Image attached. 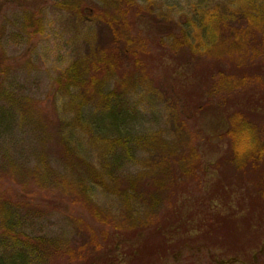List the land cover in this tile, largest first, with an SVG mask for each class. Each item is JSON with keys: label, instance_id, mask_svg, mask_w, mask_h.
Returning a JSON list of instances; mask_svg holds the SVG:
<instances>
[{"label": "rangeland", "instance_id": "1", "mask_svg": "<svg viewBox=\"0 0 264 264\" xmlns=\"http://www.w3.org/2000/svg\"><path fill=\"white\" fill-rule=\"evenodd\" d=\"M138 1L157 14L174 16L192 43L200 47L197 57L207 65L215 56L228 54L231 33L221 27V21L251 29L264 24V0ZM114 2L0 0V60L6 67L5 71L0 69V90L5 86L15 96L12 101L0 96V108L11 115L9 125L7 121L0 125V236L4 220L10 219L18 229L49 236L59 243L56 248L63 250L29 264H86L90 259H81L92 253L91 264H219L217 261L231 262L234 257L241 263L256 264L254 254L264 253V204L253 206L256 203L251 202L249 206L247 195L240 202L243 208L228 205L233 188L247 194L245 183L249 184L251 170L232 165L227 157L223 133L229 126L230 112L219 96L227 91L240 94L231 99L230 110L240 104L251 106L254 114L248 121L263 142L264 100L258 102L261 95L254 91H242L246 86L233 90L227 86L209 94L208 105L197 110L192 105L201 98L196 94L201 86L197 88L194 79L197 76L199 83L203 67L198 72L195 67L185 68L178 74L166 66L145 68L135 74L134 85L124 90L132 115L130 130L145 141L137 147L132 163L122 170L119 181L124 176L141 177V194L147 197L127 210L120 199L92 185L88 201L107 214L112 221L109 224L95 222L82 201L72 203L82 193L80 179L89 182L80 161L99 167L104 146L81 124L74 128L66 125L73 112L68 107L66 114L63 112L66 103L55 98L54 83L75 60H92L109 47L113 37L109 28L93 18L89 7L112 11ZM250 46L248 42L242 52L248 49L246 53L251 54ZM260 58L258 54L257 60ZM242 63L254 68L252 63ZM64 136L71 138L74 156L65 155ZM191 149L195 157L179 163L198 160L207 171L199 172L192 183L186 177L165 178L164 171L179 164L177 157ZM219 161L223 166L215 167ZM158 178L166 183L162 195L154 192V179ZM260 199L264 201V197ZM217 210L223 215L215 214ZM113 226L119 231L113 232ZM104 232H109L107 238L102 237Z\"/></svg>", "mask_w": 264, "mask_h": 264}, {"label": "trees", "instance_id": "2", "mask_svg": "<svg viewBox=\"0 0 264 264\" xmlns=\"http://www.w3.org/2000/svg\"><path fill=\"white\" fill-rule=\"evenodd\" d=\"M120 1L123 4H120ZM113 4L112 11L103 10L96 5L89 7L92 10L93 18H98L109 28L113 36L109 47L104 53L92 60H75L59 74L54 83L55 98H62L66 103V109L63 112L66 114L67 107L73 112V118L69 119L66 125L74 128L75 125L81 124L103 143L104 151L100 155L102 160L99 167L92 165L85 159L80 161L83 163L81 166L85 165L89 182L80 179L81 195L84 194V196L79 194L72 200L73 204L74 201H82L83 205L88 207L91 218L102 224H109L112 221L98 205L88 201L91 199L88 190H91L92 185L93 187L97 185L120 199L127 210H132L133 205L147 197L145 193L144 196L141 194V189L144 187L141 177L124 176V179L119 181L123 174L122 170L130 162L132 163L137 147L145 141L144 137L134 135L130 130L133 128L131 126L133 122L129 107L130 102L124 92L130 85H134L133 80L137 72L147 70L145 68L159 67L161 69L166 66L178 74L180 70L185 68L192 69L195 67V71L198 72L203 67L204 71L199 76V83L197 76L194 79L196 80L195 86L197 88L201 86V92H195L197 96L201 95V98L194 101L192 105L197 110L208 105L209 94L215 95L216 91L225 89L227 86L231 90L237 86H241V88L246 86L248 88L241 90L248 94L254 91L253 94L261 95L258 102L264 100V89L262 88L264 85V24L254 25L255 27L251 29L250 26L248 28L238 25L230 26L221 21V27L231 33L226 52L228 54L215 56L212 59L214 61L207 65L208 63H201L197 57L196 49L200 50V47L192 43L188 31L177 24L174 16L168 13L157 14L138 0H115ZM33 21V24L37 26L38 18L33 19ZM249 24L252 26V22ZM248 42L251 44L249 47L252 49L251 54L246 53L248 49L242 52ZM219 47L221 49L223 45L220 44ZM209 53L211 50H208ZM235 54L237 55L235 56ZM258 54L261 60H257ZM1 57L2 54H0ZM234 57H236L235 61ZM242 61L252 63L250 66L254 68L245 66ZM4 64L0 60L1 71H5ZM147 72L150 73L151 71L148 70ZM183 82L182 89L185 88L186 84L185 81ZM2 85L3 81H0V86ZM190 90L192 92V87ZM191 92L188 93L191 94ZM207 92H209L208 95ZM12 93L10 89L3 86L0 90V96H3L1 100L12 101L15 97ZM237 95L240 94L227 91L219 96L223 102V107H226L225 109L230 112L229 126L223 133L228 143L227 157L231 160L232 165L238 168L248 166L251 170L248 179L249 184L245 183L247 194L245 192L243 196L242 191L239 189L236 192L235 188H233L232 193H229L227 202L230 200L228 205L233 209L243 208L240 202L245 200L247 195L249 206H251V202L256 203L253 206L264 204V201H260V198L264 197V142L259 138L256 127L252 128V124H249L250 121L248 120L254 114L251 111V106L247 108V106L240 104L235 110H230L232 107L230 105L231 99ZM204 97H206L205 100H203ZM10 118L9 111L0 108V125L6 121L9 125ZM65 121L66 118L62 123L65 124ZM64 139L66 141H63L62 144L65 145V155L67 157L74 156L75 151L71 148L72 142L69 141L71 138L64 136ZM194 152L195 150L191 149L188 151L189 154L178 156L175 161L179 163L190 156L192 159L195 157ZM221 166H223L221 161L215 164V167ZM205 171H207L206 168H203L202 164L196 160L192 163L176 164L174 168L170 166V169L164 171V177H171L170 180L172 181L174 176L176 178L177 176L179 178L186 177L192 183L196 182L199 172L201 174ZM154 182H156L155 194L165 190L162 188L166 183L160 178L154 179ZM186 191L190 192V190ZM222 198L225 199L224 196ZM153 201L155 203V200ZM260 202L262 203L259 204ZM213 204L216 202L213 201ZM217 205L220 207V203ZM215 214L221 216L223 212L217 210ZM4 221L1 226L3 236H0V264H29L37 259H47L54 254L63 252L62 248H56L59 243L49 236L32 235L25 229H18L12 220ZM210 223L211 219L208 221V224ZM113 227L115 228L113 232L119 231L116 226ZM108 233L104 232L102 237L107 238ZM121 238L124 237L121 236ZM165 245L168 246L167 241ZM67 253L70 256L71 251ZM263 254V250L259 251L258 256L254 254L253 260L256 261V264H264ZM78 256L81 257V253ZM93 257L95 255L92 253L81 261L90 259L86 264H91L90 262H94ZM217 262L219 264H231V262L245 264L235 257L231 262L228 260Z\"/></svg>", "mask_w": 264, "mask_h": 264}]
</instances>
